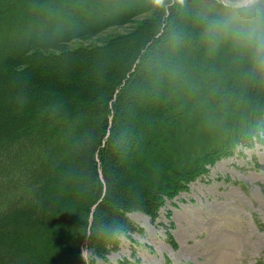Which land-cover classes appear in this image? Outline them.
<instances>
[{
    "label": "trees",
    "instance_id": "1",
    "mask_svg": "<svg viewBox=\"0 0 264 264\" xmlns=\"http://www.w3.org/2000/svg\"><path fill=\"white\" fill-rule=\"evenodd\" d=\"M200 3L0 0V264L104 261L143 235L129 213L155 224L209 167L264 146V79L228 46L209 54Z\"/></svg>",
    "mask_w": 264,
    "mask_h": 264
},
{
    "label": "rangeland",
    "instance_id": "2",
    "mask_svg": "<svg viewBox=\"0 0 264 264\" xmlns=\"http://www.w3.org/2000/svg\"><path fill=\"white\" fill-rule=\"evenodd\" d=\"M151 15L142 14L70 46H100L127 34ZM255 161L264 164V146L238 147L232 157L209 167L207 175L189 184L187 191L166 200L155 224L141 213H129L143 235L121 236L119 250L96 264H264V227L257 224L264 225V170L256 169ZM165 230L173 236L176 249L166 241ZM88 257L83 249L85 263Z\"/></svg>",
    "mask_w": 264,
    "mask_h": 264
},
{
    "label": "clouds",
    "instance_id": "3",
    "mask_svg": "<svg viewBox=\"0 0 264 264\" xmlns=\"http://www.w3.org/2000/svg\"><path fill=\"white\" fill-rule=\"evenodd\" d=\"M196 22L209 54L228 46L250 76L264 79V0H201Z\"/></svg>",
    "mask_w": 264,
    "mask_h": 264
},
{
    "label": "bare ground",
    "instance_id": "4",
    "mask_svg": "<svg viewBox=\"0 0 264 264\" xmlns=\"http://www.w3.org/2000/svg\"><path fill=\"white\" fill-rule=\"evenodd\" d=\"M132 217H133V215H132Z\"/></svg>",
    "mask_w": 264,
    "mask_h": 264
}]
</instances>
